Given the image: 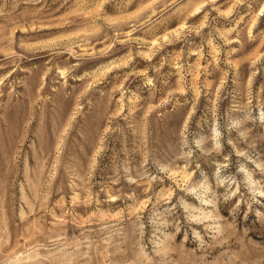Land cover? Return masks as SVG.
Returning a JSON list of instances; mask_svg holds the SVG:
<instances>
[{"label":"rangeland","instance_id":"obj_1","mask_svg":"<svg viewBox=\"0 0 264 264\" xmlns=\"http://www.w3.org/2000/svg\"><path fill=\"white\" fill-rule=\"evenodd\" d=\"M0 264H264V0H0Z\"/></svg>","mask_w":264,"mask_h":264}]
</instances>
